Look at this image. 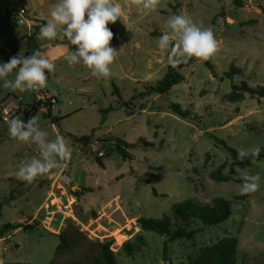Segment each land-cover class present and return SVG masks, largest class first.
<instances>
[{
	"label": "rangeland",
	"instance_id": "obj_1",
	"mask_svg": "<svg viewBox=\"0 0 264 264\" xmlns=\"http://www.w3.org/2000/svg\"><path fill=\"white\" fill-rule=\"evenodd\" d=\"M27 1L31 0H0V64L28 51L23 37L37 27L36 42L42 27L36 14L49 16L56 2H31L35 14L27 9ZM238 1L161 0L156 11L146 13L130 0H113L121 5L122 17L107 25L115 30L110 46L117 50L111 76L98 79L82 63L70 66L64 59L55 63L54 72L45 70L48 79L41 92L56 96L51 115L61 121L52 125L44 108L35 116L49 139L64 137L71 158L64 167L22 187L10 179H17L21 161L39 157V149L10 137L7 121L20 116L13 98L27 107L35 102L36 92L0 86V103L8 102L0 107V229L8 224L20 227L0 240V264H48L59 244L56 235L68 220L91 240H113L111 250L121 264H188L202 247L230 236L239 241L237 264H264V160L239 169L228 150L264 151V99L246 94L238 102L226 100L234 84L264 86V0H242L241 7ZM19 7L25 14H18ZM174 12L213 29L218 51L207 61L215 72L207 61L196 60L181 69L183 82L158 95L150 88L163 79L170 64L157 40ZM63 43L71 48L67 38ZM39 51L44 55L42 48ZM232 66L242 73L227 79ZM81 88L92 93L83 95ZM175 104L196 115L181 117L171 110ZM3 108H8V115ZM84 136L91 137L90 144L76 145L75 138ZM116 139L145 145L129 151L133 158L129 160L113 151ZM96 156L104 167L96 163ZM221 166L223 176L236 171L232 181L212 180ZM241 170L260 174L258 191L239 193ZM64 176L71 178L70 183ZM216 198L231 203L232 216L218 226L194 224L192 229L199 232L192 241H170L142 231L138 224L139 218L169 215L176 203ZM127 240L135 246L133 256L122 249Z\"/></svg>",
	"mask_w": 264,
	"mask_h": 264
},
{
	"label": "clouds",
	"instance_id": "obj_2",
	"mask_svg": "<svg viewBox=\"0 0 264 264\" xmlns=\"http://www.w3.org/2000/svg\"><path fill=\"white\" fill-rule=\"evenodd\" d=\"M130 4L151 13L157 10L161 0H130ZM49 16L40 28L38 39L52 41L67 38L75 46L74 52L64 56L70 66L82 63L90 70L91 76L98 79L111 76L110 66L116 59L117 50L110 46L114 34L107 25L121 20L122 7L119 3L113 0H56ZM157 46L160 51L168 53V62L174 68L193 58L207 61L218 51L213 29L183 14H173L167 18ZM55 67L54 61L39 50L28 56H13L8 62L0 64V81H3L0 86L20 93L38 92L47 84L45 70L52 73ZM13 73L14 78L10 79ZM7 123L10 137L19 143L34 144L39 149V157L20 162L16 172L18 180L31 184L64 167L65 162L70 160L71 148L64 137L57 135L49 139V133L41 128L38 116L27 121L14 117ZM259 154L258 147L251 153L239 149L237 159L243 161L251 156L254 163ZM240 175L243 182L238 185V190L241 195L259 190V173L253 175L241 170ZM63 180L70 183L71 178L64 176ZM84 211L87 213L89 209L85 206Z\"/></svg>",
	"mask_w": 264,
	"mask_h": 264
},
{
	"label": "trees",
	"instance_id": "obj_3",
	"mask_svg": "<svg viewBox=\"0 0 264 264\" xmlns=\"http://www.w3.org/2000/svg\"><path fill=\"white\" fill-rule=\"evenodd\" d=\"M238 5L240 7L243 5L242 0L238 1ZM174 14L178 13L174 12ZM108 28L114 34L113 39L110 42L113 43L115 42V30L112 26H108ZM37 31H39V28L36 27V30L29 36V48L25 56L31 55L33 52L39 50L34 40V37L38 34ZM71 47L75 48L73 45H71ZM196 60L197 59L193 58L187 63L181 64L175 68L170 65L166 75L163 79L158 81L155 86L150 88L151 91L158 95L168 94L174 86L185 80V77L180 72L181 69L190 66L196 62ZM206 65L213 73L215 72L214 67L210 62L207 61ZM241 73V69L232 66L231 70L225 74V77L227 79H233L236 75ZM40 91H43V89ZM246 94L259 99H264V86L252 87L246 82H243L240 85L234 84L232 86V91L227 95L226 100L228 102H238L243 100ZM57 103L58 100L56 96H53L42 105L34 103L33 105L27 106L23 113L25 121L35 116L36 113L44 108L46 109V119L52 125L58 124L61 119L53 118L51 115V110L57 105ZM2 104L3 102L0 103V107ZM171 110L183 118L196 115L190 110H182L177 104L173 105ZM115 141L116 143L113 151L129 160L133 159L129 151L145 145V142L143 141L141 143H127L121 139H116ZM90 142L91 137L88 136L79 139L75 138V144L82 147H87ZM221 144L227 148L225 143L221 142ZM228 150L234 156V166L239 169L250 167L255 162L264 160V151H260L259 156L255 158V162L253 163L251 156L240 161L237 159V151L233 149ZM94 159L100 167H104L103 159L101 157L96 156ZM222 169H224V166L219 167L218 170L212 174V180L218 183L232 181V177L236 175V171L232 169L230 175L223 176ZM11 181H13L18 187L28 185V183L18 179H11ZM155 194L157 195L156 192ZM231 216V203L224 199L216 198L203 203L186 200L173 205L169 215H164L161 219L139 218L138 224L142 231L155 232L161 236L168 237L170 241L181 239L192 241L199 232V230L192 229L194 224L201 223L207 227L218 226L229 220ZM173 225L175 226V230H172ZM19 228V226L12 224L4 225L0 229V239L4 238L9 232L16 231ZM25 228L27 230L31 229L29 226H26ZM56 236L59 239V244L56 249L55 257L48 264H121L117 261L115 252L111 250L113 240H91L72 220H68L61 233ZM137 239L143 241V238L140 236L137 237ZM238 246L239 241L236 237H226L218 243L202 247L196 257L189 258L188 264H237V258L239 255ZM122 249L129 256H133L136 253L135 246L130 240L123 243ZM165 253H167V247H165Z\"/></svg>",
	"mask_w": 264,
	"mask_h": 264
},
{
	"label": "crops",
	"instance_id": "obj_4",
	"mask_svg": "<svg viewBox=\"0 0 264 264\" xmlns=\"http://www.w3.org/2000/svg\"><path fill=\"white\" fill-rule=\"evenodd\" d=\"M31 2H35V0L27 1V3H28L27 9L28 10H31V9L33 10ZM32 13L36 14V11L33 10ZM36 16L39 18V20H41V26H43L46 23V21L50 18V16H45V15H37L36 14ZM18 20H20V22L22 24H24L26 22L24 20V18H22V17H19ZM28 39H29V36L23 37L24 42L27 44V46L29 48ZM36 44H37L39 49L42 48V50H44V56L46 58L54 61V63L64 59V56L67 53L75 51V48H72V47L70 48V46H68L65 43H63V39H60V38H57V39L52 40V41L40 40V39L37 38ZM26 53L27 52L24 53V56H25ZM53 96H55V95H53ZM13 100H14V102H12V103L15 105V108L20 111V116H23L22 114L24 113V110H25L26 106H23V103L22 102H18L16 98H13ZM7 103L8 102L3 103L2 106L5 107ZM33 103H35V102H32L30 105H32ZM7 111H8V108H3V113L4 114ZM40 112H43V110H40ZM20 116H18V117H20ZM24 121H25V118H24ZM5 239H6V237H4L3 239H0V240H5Z\"/></svg>",
	"mask_w": 264,
	"mask_h": 264
},
{
	"label": "built area",
	"instance_id": "obj_5",
	"mask_svg": "<svg viewBox=\"0 0 264 264\" xmlns=\"http://www.w3.org/2000/svg\"><path fill=\"white\" fill-rule=\"evenodd\" d=\"M18 14L19 15L25 14V9L23 7H19L18 8ZM79 93H81L83 95H89L92 93V90L88 89V88H81L79 90ZM34 98H35V103L41 104V105L44 104L49 99L48 96H46L41 91L36 92ZM5 115H8V112H6ZM5 119L8 120V118H5Z\"/></svg>",
	"mask_w": 264,
	"mask_h": 264
}]
</instances>
